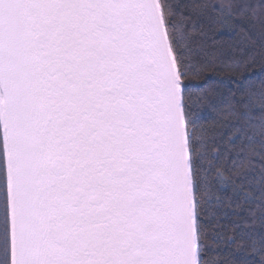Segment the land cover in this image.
<instances>
[{
	"label": "water",
	"instance_id": "1",
	"mask_svg": "<svg viewBox=\"0 0 264 264\" xmlns=\"http://www.w3.org/2000/svg\"><path fill=\"white\" fill-rule=\"evenodd\" d=\"M0 14L14 264H196L156 0H0Z\"/></svg>",
	"mask_w": 264,
	"mask_h": 264
},
{
	"label": "trees",
	"instance_id": "2",
	"mask_svg": "<svg viewBox=\"0 0 264 264\" xmlns=\"http://www.w3.org/2000/svg\"><path fill=\"white\" fill-rule=\"evenodd\" d=\"M185 126L196 264H264V0H156ZM0 264H13L0 119Z\"/></svg>",
	"mask_w": 264,
	"mask_h": 264
},
{
	"label": "bare ground",
	"instance_id": "3",
	"mask_svg": "<svg viewBox=\"0 0 264 264\" xmlns=\"http://www.w3.org/2000/svg\"><path fill=\"white\" fill-rule=\"evenodd\" d=\"M0 86L3 91L2 101V121L5 126L9 138L13 136V117H12V103L10 99L9 90V65L6 49V41L4 35V24L0 14ZM11 193L14 196V187L11 186ZM14 202V200H13Z\"/></svg>",
	"mask_w": 264,
	"mask_h": 264
},
{
	"label": "rangeland",
	"instance_id": "4",
	"mask_svg": "<svg viewBox=\"0 0 264 264\" xmlns=\"http://www.w3.org/2000/svg\"><path fill=\"white\" fill-rule=\"evenodd\" d=\"M1 98H2V96H1V93H0V105H1V110H2V101H1ZM3 99V98H2Z\"/></svg>",
	"mask_w": 264,
	"mask_h": 264
}]
</instances>
